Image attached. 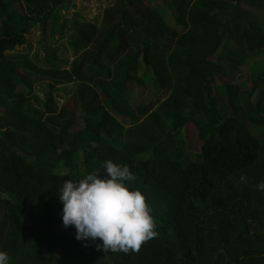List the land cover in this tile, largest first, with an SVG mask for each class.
<instances>
[{
  "label": "trees",
  "instance_id": "trees-1",
  "mask_svg": "<svg viewBox=\"0 0 264 264\" xmlns=\"http://www.w3.org/2000/svg\"><path fill=\"white\" fill-rule=\"evenodd\" d=\"M73 1L0 0V251L9 264H264V0H114L101 26L69 16ZM35 24L49 34L41 61L13 53L31 47ZM68 30L83 52L62 67L53 42ZM146 76L154 94L137 99L130 84L141 96ZM36 90L44 99L31 115ZM108 159L129 166V187L152 209L158 235L139 252L77 240L63 225L61 184L43 166L75 181L104 175Z\"/></svg>",
  "mask_w": 264,
  "mask_h": 264
},
{
  "label": "clouds",
  "instance_id": "clouds-1",
  "mask_svg": "<svg viewBox=\"0 0 264 264\" xmlns=\"http://www.w3.org/2000/svg\"><path fill=\"white\" fill-rule=\"evenodd\" d=\"M102 167L104 175L94 170L60 185L63 225L75 226L77 240L99 239L97 248L106 252H139L158 235L152 209L140 188L129 187L127 182L136 179L129 166L108 159ZM240 180L248 182L243 175ZM257 187L264 191V181ZM0 264H9L5 251H0Z\"/></svg>",
  "mask_w": 264,
  "mask_h": 264
},
{
  "label": "rangeland",
  "instance_id": "rangeland-1",
  "mask_svg": "<svg viewBox=\"0 0 264 264\" xmlns=\"http://www.w3.org/2000/svg\"><path fill=\"white\" fill-rule=\"evenodd\" d=\"M114 3V0H74L73 5L69 7L67 14L71 16L73 13L79 14V19L84 20V21H90L96 23L98 26L102 25V18L104 15V9L109 8L112 6ZM168 3L167 1H158L157 6L158 10L161 13V15L164 17L166 23L171 26V27H178L175 23V19L172 15V12H170L169 7L167 6ZM73 32V30H68V33L64 35L63 37L59 38L56 35V38L54 39L53 45L56 47V52H57V58H60L61 60H64L61 62L62 67H67L70 65V62L72 61L73 58L80 56L83 51H76L71 45L70 42L72 40L69 38V35ZM29 42L31 44L30 48L26 47H19L18 49H15L13 53H16L18 55H27L29 57H33L36 54L39 56V61L43 60L44 57H46V46L49 41V34L48 32L45 34V36H41L39 33V29L37 25H33L31 28V32L29 35ZM38 61V62H39ZM250 62V61H249ZM248 62V65L245 66L246 70H244L242 73L239 74V79L240 78H245L246 73L250 70L249 66L250 63ZM145 83L147 84L142 95L138 96L139 88H135L130 84L131 89H133L132 95L135 96V98L139 99L140 97H144L147 94H154V82L153 79L150 78L149 76L144 77ZM68 85L66 84H61L56 87V95L59 98V101L61 103H64L68 97ZM44 97V91L41 90H36L31 94L26 103V109L29 114L35 115L39 113V110L42 107V102ZM80 113V111H79ZM83 123H81L78 127H81ZM77 127V128H78ZM184 136L187 141V143H191V146L194 143L193 140V129L192 126L186 124L185 129H184ZM195 144V143H194ZM190 146V147H191ZM196 150L195 148H193ZM49 171L51 175V179L55 184H62L63 181L68 180L67 175H60L54 172V163H46L43 164Z\"/></svg>",
  "mask_w": 264,
  "mask_h": 264
}]
</instances>
